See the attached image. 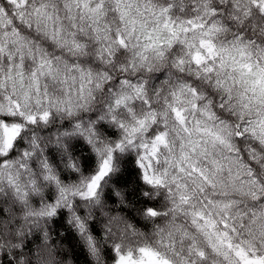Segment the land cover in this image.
I'll return each instance as SVG.
<instances>
[{
  "label": "clouds",
  "instance_id": "clouds-1",
  "mask_svg": "<svg viewBox=\"0 0 264 264\" xmlns=\"http://www.w3.org/2000/svg\"><path fill=\"white\" fill-rule=\"evenodd\" d=\"M18 3L0 0V123L21 126L11 147L0 130V264L264 254V95L237 70L264 69V0Z\"/></svg>",
  "mask_w": 264,
  "mask_h": 264
},
{
  "label": "snow or ice",
  "instance_id": "snow-or-ice-1",
  "mask_svg": "<svg viewBox=\"0 0 264 264\" xmlns=\"http://www.w3.org/2000/svg\"><path fill=\"white\" fill-rule=\"evenodd\" d=\"M10 3L16 4L18 7L20 4L18 0H9ZM22 2V0H21ZM121 43L123 41L121 40ZM199 62V59L197 60ZM22 67V66H21ZM242 77H253L252 79H244L243 83L250 86V89L255 92L256 89H259L260 93L264 95V69H262L259 73L253 72L251 64H240L237 69ZM11 71V69H9ZM22 75V73H21ZM35 76V72L33 73ZM37 91H39V87L37 86ZM19 108V104L15 105ZM21 115L23 113L21 112ZM179 116L180 114L177 113ZM48 118V113L45 112L40 116V119L46 120ZM8 119L7 116H0V120L6 121ZM36 117L30 116L28 117L29 122H35ZM0 130H2V142L7 146L11 147L13 140L19 134L21 130V126L19 124H12L9 126L7 123H0ZM156 141L161 143L165 142L164 135H160L156 137ZM3 153V150L0 149V154ZM154 154V153H153ZM108 169V161L105 160L103 165L100 168V172L93 177L92 182L88 184V190L90 195L95 194V189L100 181V179L105 175L106 170ZM193 172L199 171L195 166L192 167ZM147 179V177H146ZM56 211L55 208H52L51 211L48 213L49 215L54 214ZM154 214V213H153ZM227 235V234H225ZM223 243V241H221ZM228 249L233 251V254L236 258V264H264V254H260L256 251L255 248H251L249 245L248 247L245 246V242H241L240 244L236 245L235 248L229 242L227 244ZM139 258L134 256V254L129 251L127 255H120L118 264H171V262L161 256V254L149 247H142L139 248ZM201 256L203 253H199ZM11 264V262H9Z\"/></svg>",
  "mask_w": 264,
  "mask_h": 264
}]
</instances>
